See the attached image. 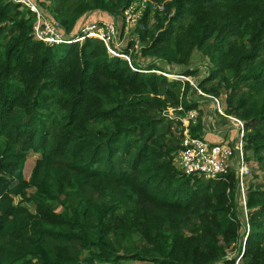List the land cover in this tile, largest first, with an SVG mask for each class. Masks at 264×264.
Wrapping results in <instances>:
<instances>
[{
    "label": "trees",
    "instance_id": "16d2710c",
    "mask_svg": "<svg viewBox=\"0 0 264 264\" xmlns=\"http://www.w3.org/2000/svg\"><path fill=\"white\" fill-rule=\"evenodd\" d=\"M131 1L36 0L66 34L88 12L121 17ZM151 1L163 9L139 20L123 49L130 65L95 37L37 39L34 13L0 0V264H234L242 251L238 264H264V0ZM195 50L208 63L196 86L225 91L260 168L247 220L233 169L204 179L173 163L180 121L163 111L196 110L194 136L202 111L190 82L156 61L188 67Z\"/></svg>",
    "mask_w": 264,
    "mask_h": 264
},
{
    "label": "built area",
    "instance_id": "2783aa9c",
    "mask_svg": "<svg viewBox=\"0 0 264 264\" xmlns=\"http://www.w3.org/2000/svg\"><path fill=\"white\" fill-rule=\"evenodd\" d=\"M10 1L34 13L33 34L37 39L43 40L48 44H58L72 41L81 42L87 37H95L104 43L110 54L126 59L130 65L131 50L124 52V48L120 47L121 42L124 41V35L128 34L129 29L138 26L139 20L143 17L146 10L152 12L163 9V4L151 0H132L123 9L121 17H114L112 20L93 19L86 21L84 19L79 24L76 33L66 34L55 20L44 14L36 0ZM121 28L124 29L121 30ZM120 35H122L121 38ZM132 39H136L135 33H131L129 40ZM132 68L135 69L134 67ZM155 71L158 72V70ZM159 72L170 77L169 73ZM172 77L189 81V78L180 74H175ZM191 85L197 94L213 101L216 112L234 124L236 134L232 145L229 142H211L202 136H194L190 133V125H195L197 112L190 109L182 115H176L175 111L177 113L183 111L182 105H178L176 108L169 107L163 114L171 119H179L180 121V123H176L175 125L180 129L177 135L180 140V146L174 152L173 163L182 173L196 175L204 179H215L224 176L229 171L232 163H234L236 170V198L246 214V183L244 182V178L248 176L250 169L245 150L244 122L234 115L226 114L219 97L203 92L196 86L195 81L191 82ZM247 232L248 229L246 228L245 233ZM242 253L236 255L234 264H238ZM216 264H222V262Z\"/></svg>",
    "mask_w": 264,
    "mask_h": 264
},
{
    "label": "rangeland",
    "instance_id": "374dc122",
    "mask_svg": "<svg viewBox=\"0 0 264 264\" xmlns=\"http://www.w3.org/2000/svg\"><path fill=\"white\" fill-rule=\"evenodd\" d=\"M117 21H119L117 19ZM124 28H121V30H123ZM134 30L135 28H132V29H129L128 30V34L124 35V41L121 42L120 44V47L121 48H125L127 47V41L129 40V37L131 36V33H134ZM123 33V32H122ZM122 37V35H120V38ZM139 62H141L142 65H146L149 60L148 59H144L140 56H138V59H137ZM157 65H159L160 67H162L163 69V72L165 71H170L171 73L170 74V78H173L172 76L175 75V73L177 72H181L182 70H184L185 68H189V69H194V68H197L198 69V74L196 76H189L187 78H189V81H190V84L191 82L193 83L194 81L196 82L200 77H203L206 75L207 73V61L206 59L199 53L195 50V52L193 53L192 57H191V60H190V64L188 67H184V66H178V65H166L164 64L163 62H160V61H156ZM160 70H158L159 72ZM189 97H191L193 100H198L200 98H205L204 96H201L199 94L196 93L195 90H190L189 91ZM200 97V98H199ZM224 97H225V91L224 90H221V97H219L222 105L224 106L225 105V102H224ZM181 105V103L179 104ZM225 107V106H224ZM169 107H167L166 109H168ZM165 109V110H166ZM164 110V111H165ZM163 111V113H164ZM175 114L177 115V111H175ZM198 117V116H197ZM196 117V119H197ZM225 118L220 115L218 112H215L213 114V125L220 129L222 128V124H226V122H224ZM226 121V120H225ZM247 156H249V160L248 161V167H249V174L248 176H245L244 178V182L246 183V190L248 188V186L251 184V183H255L257 181H259V175H260V168H259V165L252 159V156H251V153L247 152ZM38 157V154L34 153V152H29L28 154V157H27V161H26V164H25V168H24V175L25 177L27 178L29 176V173L31 171V168L34 164V161L35 159ZM232 166L235 167L234 163H232ZM30 191H32V189H30ZM19 197H16L14 199L15 202H18L19 201ZM238 205H239V202H237ZM25 205L29 206V204L27 203H24ZM240 206V205H239ZM242 215L244 216L245 220H247V210H246V214H245V211L242 209ZM230 257H234V254H230L229 255ZM133 264H150L149 262H135Z\"/></svg>",
    "mask_w": 264,
    "mask_h": 264
},
{
    "label": "crops",
    "instance_id": "0c3cea01",
    "mask_svg": "<svg viewBox=\"0 0 264 264\" xmlns=\"http://www.w3.org/2000/svg\"><path fill=\"white\" fill-rule=\"evenodd\" d=\"M112 18L114 17L102 11L88 12L78 22V24L70 34L76 33L78 31L79 24H81L84 19L87 21L93 19L112 20ZM195 101L198 103V107L202 111L203 129L201 136L211 142H229L232 145L236 134V129L234 124L229 119L223 116L226 120V121L224 120L226 124H222L221 125L222 128L220 129L216 128L213 125V114L216 112L213 101L207 97L200 98ZM230 168L233 169L236 173L235 167L231 165Z\"/></svg>",
    "mask_w": 264,
    "mask_h": 264
},
{
    "label": "water",
    "instance_id": "95a60500",
    "mask_svg": "<svg viewBox=\"0 0 264 264\" xmlns=\"http://www.w3.org/2000/svg\"><path fill=\"white\" fill-rule=\"evenodd\" d=\"M245 239H246V236H245ZM245 239H244V241H245Z\"/></svg>",
    "mask_w": 264,
    "mask_h": 264
},
{
    "label": "bare ground",
    "instance_id": "6f19581e",
    "mask_svg": "<svg viewBox=\"0 0 264 264\" xmlns=\"http://www.w3.org/2000/svg\"><path fill=\"white\" fill-rule=\"evenodd\" d=\"M49 17H50V15H49Z\"/></svg>",
    "mask_w": 264,
    "mask_h": 264
}]
</instances>
